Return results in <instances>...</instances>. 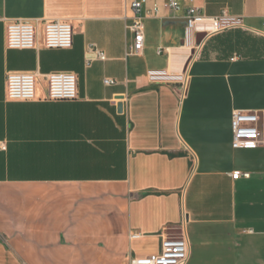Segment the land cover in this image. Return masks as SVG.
<instances>
[{
  "label": "crops",
  "instance_id": "obj_1",
  "mask_svg": "<svg viewBox=\"0 0 264 264\" xmlns=\"http://www.w3.org/2000/svg\"><path fill=\"white\" fill-rule=\"evenodd\" d=\"M169 1L146 0L159 14L130 56L127 0H0V264H129L180 233L188 264H264V0ZM191 6L244 28L187 46ZM56 19L70 49L6 47L10 21L35 23L40 44ZM148 70L185 71L183 99ZM53 72L76 76V100L46 99ZM9 73L36 76L34 101L8 100ZM234 111L258 116L256 148H232Z\"/></svg>",
  "mask_w": 264,
  "mask_h": 264
},
{
  "label": "built area",
  "instance_id": "obj_2",
  "mask_svg": "<svg viewBox=\"0 0 264 264\" xmlns=\"http://www.w3.org/2000/svg\"><path fill=\"white\" fill-rule=\"evenodd\" d=\"M131 13L127 30L133 35V42L128 47V55H139L144 47V17L145 15L156 17L159 7L153 5L152 9L143 12L146 0H127ZM166 7L177 9L175 1L170 0ZM42 40L38 43L36 24L31 21L13 20L6 27L5 43L12 50H33L39 47L49 50H66L72 47L73 31L69 22L64 20L42 21ZM264 26V25H263ZM244 28L240 17L229 15L222 11L215 17H206L200 8L191 6L185 11V27L183 43L187 46L196 45V35L204 33L206 37L232 29ZM97 53L100 60H105L103 53ZM147 82L151 85H169L177 90L179 99H183L189 83L188 74L168 70H148ZM36 76L31 73H9L6 76V94L9 101L30 102L35 100ZM47 100L49 101H74L78 98L77 78L70 72H53L47 75ZM106 85L114 84L111 80H105ZM259 118L255 113L234 111L231 115V146L233 149H254L259 143ZM233 180L241 177L249 178L248 173L235 172L231 175ZM138 238V235H132ZM190 258L189 242L184 235L166 236L161 243L160 254L143 259H133L129 264H188Z\"/></svg>",
  "mask_w": 264,
  "mask_h": 264
},
{
  "label": "water",
  "instance_id": "obj_3",
  "mask_svg": "<svg viewBox=\"0 0 264 264\" xmlns=\"http://www.w3.org/2000/svg\"><path fill=\"white\" fill-rule=\"evenodd\" d=\"M205 34L204 33H199V34H197L196 35V38H195V40H196V45H200L201 44V42L205 39ZM121 109H122V105L121 104H118L117 105V110H118V112H121Z\"/></svg>",
  "mask_w": 264,
  "mask_h": 264
}]
</instances>
